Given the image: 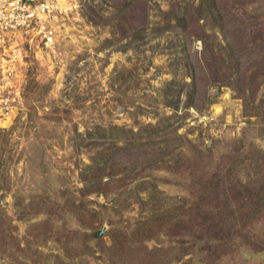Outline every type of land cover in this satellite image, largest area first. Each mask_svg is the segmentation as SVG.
<instances>
[{"label":"rangeland","instance_id":"rangeland-1","mask_svg":"<svg viewBox=\"0 0 264 264\" xmlns=\"http://www.w3.org/2000/svg\"><path fill=\"white\" fill-rule=\"evenodd\" d=\"M47 26L48 44L23 36L0 116V264H152L148 251L161 264H264L253 243L264 211L246 238L209 252L191 217L167 227V203L193 198L236 146L247 155L239 174L255 176L264 0H76ZM126 129L134 145L121 146ZM146 216L147 236L130 242ZM112 226L127 236L109 255Z\"/></svg>","mask_w":264,"mask_h":264},{"label":"trees","instance_id":"trees-1","mask_svg":"<svg viewBox=\"0 0 264 264\" xmlns=\"http://www.w3.org/2000/svg\"><path fill=\"white\" fill-rule=\"evenodd\" d=\"M126 131H128V135L122 138L121 146L134 145L136 131L132 129H126ZM112 145L119 146L115 145V143H112ZM239 149L238 145L236 146V151L233 149L230 153L224 154L225 163L222 164L221 161H218L214 165L210 176L199 182L196 190H194L196 193L193 198L178 196L173 197L174 201L170 204L167 203V227L171 223L181 222L185 216H189L193 221H197V227L199 226V230L202 233L195 239L200 241V243L203 240L205 244L197 246V250L206 249L209 252L218 248V245H222L221 243H225L229 239L241 235V233L246 238L249 234L242 232L244 225L248 223L249 219L256 216L257 213L264 211V152L260 155L257 154L254 158L255 163L251 165L254 168L255 176H252V174L242 176L239 174V168L237 167H240V163L245 161L247 155L245 153L241 154ZM250 155L249 157H252L255 154L252 153ZM98 163H101L100 160L99 162L95 160V162L86 164L83 168L85 171L90 170ZM92 180L93 178L85 181L89 182ZM153 196L152 192L149 191L147 198L152 200ZM144 219L140 220L137 218L132 222L134 227L130 230L131 234L128 233V240L130 242H140L142 240L141 234L145 231L148 233L147 229H143L142 226L151 219L150 216H146ZM193 221L189 227L191 231ZM109 234L111 236V243L107 246L109 248V255H111L110 252L117 254L118 247H124L122 239H125L127 233L118 226H112ZM89 235L94 238L101 236L97 230H92ZM143 236H147V234H143ZM117 240L119 245L116 242ZM179 241L183 242L181 239ZM253 243H255L257 248H264V239L257 245L258 240H253ZM191 245L182 246V249H189L188 247H191ZM179 247L181 248V246ZM180 251L183 252V250ZM180 255H176L175 259ZM56 256L58 257V254ZM149 256L150 251L147 252V259L144 260L145 263L161 264L159 260L153 261L149 259ZM63 257L69 258L70 263L73 262L70 256L64 255ZM85 264L93 263H88L86 260Z\"/></svg>","mask_w":264,"mask_h":264},{"label":"built area","instance_id":"built-area-1","mask_svg":"<svg viewBox=\"0 0 264 264\" xmlns=\"http://www.w3.org/2000/svg\"><path fill=\"white\" fill-rule=\"evenodd\" d=\"M68 3L64 6L63 3ZM76 0H0V116L5 111L13 73L24 53L21 44L28 31L36 30L48 44L51 30L47 26L50 14L70 10ZM22 36V37H21ZM5 105V106H4ZM2 118V117H1Z\"/></svg>","mask_w":264,"mask_h":264},{"label":"bare ground","instance_id":"bare-ground-1","mask_svg":"<svg viewBox=\"0 0 264 264\" xmlns=\"http://www.w3.org/2000/svg\"><path fill=\"white\" fill-rule=\"evenodd\" d=\"M63 5L66 7V6H68L69 4L68 3H63ZM0 120H2V118H0Z\"/></svg>","mask_w":264,"mask_h":264},{"label":"water","instance_id":"water-1","mask_svg":"<svg viewBox=\"0 0 264 264\" xmlns=\"http://www.w3.org/2000/svg\"><path fill=\"white\" fill-rule=\"evenodd\" d=\"M99 232V231H98Z\"/></svg>","mask_w":264,"mask_h":264}]
</instances>
